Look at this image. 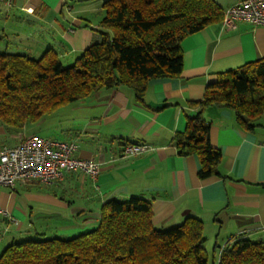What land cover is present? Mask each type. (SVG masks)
I'll use <instances>...</instances> for the list:
<instances>
[{
  "label": "crops",
  "instance_id": "obj_1",
  "mask_svg": "<svg viewBox=\"0 0 264 264\" xmlns=\"http://www.w3.org/2000/svg\"><path fill=\"white\" fill-rule=\"evenodd\" d=\"M214 1L224 15L244 0ZM65 4L66 0H11L9 6L0 2V49L15 52L27 45L36 35L32 26L41 27L47 16L56 15ZM71 22L54 41L60 52L51 49L60 60L71 57L73 63L100 37L99 25L92 27L84 16ZM79 26L84 29H77ZM180 48L179 76L150 80L142 101L125 86L102 89L39 120L46 125L47 118L57 116V122L48 125V136L23 134L19 138L74 142L75 157L94 161L99 173L95 179L68 173L52 185L16 184L13 189H1L0 209L15 221L0 214V226L15 228L13 233L1 230L0 253L8 245L7 238L32 230L29 225L22 233L24 220L34 211V206H27L29 202L44 206L45 215L56 222L49 221L50 232L66 238L95 229L100 208L107 201L141 198L150 202L152 222L159 229L194 217L203 223L204 237L215 241L214 245H224L231 238L264 241V115L258 127L245 132L230 110L214 106L204 110L210 123V143L222 155L220 177L200 180L198 158L179 156L173 146L175 135L196 115L193 104L203 98L206 85L216 75L264 58V26L239 22L226 31L219 22L187 36ZM125 145H145L147 149L124 158ZM18 191L25 193L26 203L19 201Z\"/></svg>",
  "mask_w": 264,
  "mask_h": 264
},
{
  "label": "trees",
  "instance_id": "obj_2",
  "mask_svg": "<svg viewBox=\"0 0 264 264\" xmlns=\"http://www.w3.org/2000/svg\"><path fill=\"white\" fill-rule=\"evenodd\" d=\"M102 9L99 42L69 66L51 48L38 58L0 50L1 124L22 129L94 92L120 86L142 101L150 80L181 73V41L223 18L214 0H105ZM210 106L233 112L245 132L258 127L264 115V58L216 75L193 104L196 115L175 135L177 154L198 158L200 180L221 176L222 155L210 143V123L203 116ZM152 215L147 200L112 199L101 206L95 229L69 238L13 240L0 253V264H208L199 219L186 217L178 226L159 229ZM214 248L212 264H264V241L231 238Z\"/></svg>",
  "mask_w": 264,
  "mask_h": 264
},
{
  "label": "built area",
  "instance_id": "obj_3",
  "mask_svg": "<svg viewBox=\"0 0 264 264\" xmlns=\"http://www.w3.org/2000/svg\"><path fill=\"white\" fill-rule=\"evenodd\" d=\"M11 0H0L5 6ZM239 22L264 26V0H244L224 12L220 22L224 30L234 29ZM145 145H125L122 157L141 154ZM77 145L74 142L50 140L29 136L14 146L0 149V190L13 189L16 184L52 185L60 182L65 174L78 173L95 179L99 173L98 164L92 160L75 157ZM0 214L15 220L0 209Z\"/></svg>",
  "mask_w": 264,
  "mask_h": 264
},
{
  "label": "rangeland",
  "instance_id": "obj_4",
  "mask_svg": "<svg viewBox=\"0 0 264 264\" xmlns=\"http://www.w3.org/2000/svg\"><path fill=\"white\" fill-rule=\"evenodd\" d=\"M104 0H88V1H77V0H66L65 6H63L62 11L57 13L56 15H49L45 18L44 24H41L42 26L37 28L32 26L33 30L35 31L36 35L33 37V40H29V43L25 45L22 48L16 49L15 52L20 54H26L33 58H38L40 54H42L47 48H52L56 50L57 52H60L57 44L54 43L56 41L62 30L67 27V24L71 22V19L77 17V16H84L86 19H88V22L91 24L92 27H96L99 25L101 14V4ZM72 23V22H71ZM88 23V24H89ZM84 27H78L77 29H81ZM38 30V31H37ZM29 31V30H28ZM2 50V49H0ZM61 54V53H60ZM64 66H69L71 62V57L68 59L62 58L61 59ZM47 117V116H46ZM49 123L46 125L39 124V121L35 123H28L24 128L22 129H14L8 126H4L0 123V149L4 146H14L18 144L19 140L22 138L21 136L29 135V134H39L41 136H48V125H53L55 122H57V116H51L50 118H47ZM48 128V129H47ZM17 130V131H15ZM21 137V138H20ZM20 138V139H19ZM18 140V141H17ZM19 194V201L26 203V198L24 197L25 193H21L18 191ZM34 206V211L32 213V217L24 220V228L22 230V233L24 232L25 228L29 225L32 227V230L27 233L26 235H18V237H15L14 239L7 238L8 244H10L13 240L19 241L24 239H47L52 237H59V238H66V236H60L57 233H51L52 228H50L51 224H49V221L52 223L54 222L52 218L47 217L45 214V207H41L37 202H29L27 203L28 207ZM31 223V224H30ZM33 224V225H32ZM61 224V223H60ZM65 224V223H64ZM8 226V224H6ZM55 226V225H53ZM0 226V233L1 230H5L4 232L10 231L13 233V227L12 225L8 227L7 229ZM43 230V235H39L38 233L41 232L40 230ZM37 230V232H35ZM4 235V234H3ZM6 237H9L13 234H5ZM2 238V237H1ZM214 242L210 239H207L205 242V250L208 254V264H212V260L214 257Z\"/></svg>",
  "mask_w": 264,
  "mask_h": 264
}]
</instances>
